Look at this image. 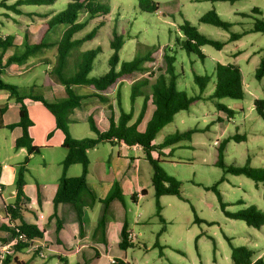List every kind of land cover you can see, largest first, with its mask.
<instances>
[{
    "label": "rangeland",
    "instance_id": "rangeland-1",
    "mask_svg": "<svg viewBox=\"0 0 264 264\" xmlns=\"http://www.w3.org/2000/svg\"><path fill=\"white\" fill-rule=\"evenodd\" d=\"M70 1L58 0L50 6H24L29 16L22 18L26 22L28 18L30 37L34 38L37 28L43 23V12L55 14L65 9ZM153 1L160 4L159 11L155 13L143 12L139 8V0H108L110 14L88 20L84 29L75 35L76 39L81 38L101 23L94 39L74 49L73 55L69 57V62L73 64L83 52L100 49L90 77H99L109 70L108 61L113 54L110 43L115 33L121 35L124 41L119 52L120 64L135 58H153L144 62L149 72L123 80L109 95L111 107L110 104H105L108 114L113 110L119 115L116 101L119 93L125 111L133 110L134 117L138 116L144 96L137 97L132 104V86L134 82L147 79L149 84L142 91L150 94L151 85L161 73L159 67L163 65V57L168 50L176 58L180 92L187 96L198 94L199 84L195 75H200L206 82L205 95L211 94L214 90L215 67L217 63H222L233 64L241 69L245 97L241 100L222 98L196 101L189 110L178 113L174 121L158 133L155 144H160L167 136L178 131L191 128L200 130L193 135L191 141L174 145L171 156L162 157V166L167 173L183 182L181 191L187 201L171 195L161 197L162 215L167 226L158 238L162 247L160 249L154 247L157 234L162 228L156 216L155 194L146 197L142 202L143 209H133L127 215L129 224L137 235L134 246L126 251L120 247L115 250L122 258L126 257L130 264H232V249L227 239L230 238L234 246L255 250V260L264 258V225L257 229L244 221L227 217L217 194L209 189L217 187L223 195L227 210L232 213L250 206L264 213L261 184L257 185L244 175L224 174L223 169L216 166L222 143L232 137L224 151L228 167L264 168V120L254 109V100L264 98V78H256V71L264 59V33L250 32L237 41L227 43L222 50L206 45L202 48L205 59L188 53L178 45V40H183L180 26L185 20L195 25L202 34L218 41H227L231 32L248 31L252 27L254 16L264 19V0H240L234 3L212 0ZM254 8H258L261 14L253 13ZM211 10H215L223 21L232 24V28L224 30L200 22L199 19ZM0 12L8 11L0 7ZM9 13L12 14L11 11ZM87 19L86 15L80 16L82 22ZM13 53L19 54L20 51L15 50ZM56 54V48H53L33 56L26 61L29 70L24 75H11L5 71L3 79L7 83L16 84L20 90L44 94L40 87L47 79L46 85L60 82L52 71L49 77H45V71L49 67L45 63L34 66L31 64L48 60L54 63L52 70ZM73 73L70 67L66 68L67 76ZM35 86L38 88L35 89ZM75 90L79 94L91 92L85 86ZM218 103L232 109L234 116L229 118L226 112L219 110ZM74 132L78 137H90L88 121L76 123ZM234 135L246 136V139H236L233 138ZM223 177L225 178L222 179ZM195 214L202 223L195 222ZM136 218L140 221L138 225L133 224ZM69 264L77 262L70 260Z\"/></svg>",
    "mask_w": 264,
    "mask_h": 264
},
{
    "label": "trees",
    "instance_id": "trees-1",
    "mask_svg": "<svg viewBox=\"0 0 264 264\" xmlns=\"http://www.w3.org/2000/svg\"><path fill=\"white\" fill-rule=\"evenodd\" d=\"M58 0H16L11 5H8L6 0L0 1V7L8 11H13L16 14L22 13L23 6H50ZM108 0H71L65 9L53 14H46L47 19L39 28L37 40L33 44L25 43L19 54L10 57L5 64L0 59V91H7L10 97L14 98L20 104L19 122L17 124L5 125L3 115L6 108H0V129H13L18 126L22 129V135L16 140L15 148H24L28 154H39L41 147L34 144V140L30 134V128L33 122L30 119L26 99L42 103L55 117L56 127L64 133L63 148L66 150V157L62 162V176L59 181L58 189L54 197V218L57 220V229L61 228V219L58 216V206L66 204L72 211L76 213L80 230H83L82 218L84 215V207H92L96 203H101L104 207V213L96 225L95 234L101 233L102 241H105L106 228V211L110 203L114 200H119L125 204V197L119 183H115L104 200H98L91 192L87 183V175L89 170L88 151L94 149L100 143L108 141L112 144L123 143L128 147L139 146L144 152V158L151 164L152 173V187L156 198V216L159 218L162 228L157 234V241L154 247L162 249L158 238L161 233L166 230L167 222L162 215L161 197L171 195L179 199L187 201L181 191L183 182L176 177L167 173L162 164L164 160L162 157L173 153V149L166 154L165 149L171 148L181 142H189L195 133L200 130L191 128L185 131H178L167 136L160 144H155L154 141L168 124L172 123L175 116L190 109L191 105L200 100L208 99H222L232 98L241 100L245 97L242 72L241 69L233 64L217 63L215 67V81L213 82L214 90L211 94L205 95L206 82L204 77L196 76V81L199 84V93L193 96H187L186 93L178 90L179 75L175 66L176 58L171 56L170 50L165 53L163 57V65L159 67L160 74L151 85V93L147 94L142 91V88L149 84V80H139L134 82L132 86L131 102L134 104L137 97L144 96L142 108L134 122V112H126L122 106L121 95L118 93L117 105L119 108V116L112 115L109 117L110 127L108 130L101 132L95 119L91 116L89 118L90 129L96 134L95 138L76 139L70 132L69 115L72 111L81 106V101L85 97L77 94L74 87L85 86L94 91V96L101 102L108 103L109 95L115 91L118 85L125 79H132L144 72H149V68L144 66L145 61L153 60L151 56L143 58H135L132 61L123 62L120 64L119 52L124 45L123 37L115 33L111 40L110 47L113 51L112 56L108 61L109 70L99 77H90V73L94 68V62L100 52V49L88 50L77 57L73 64L69 62V57L72 51L80 47L83 43L91 41L97 35L101 23H99L95 30L81 38L76 39L75 35L82 31L88 20L95 18L106 17L110 14V7ZM213 2H237L240 0H212ZM139 8L143 12L155 13L160 9V4L153 0H139ZM255 14H261L258 8L252 10ZM86 15V21H80V16ZM246 16V14H244ZM252 27L248 31L231 32L227 41H218L202 34L199 29L190 21L185 20L180 26V32L183 40H178V45L185 49L188 53L197 55L200 59H205L202 48L206 45L212 46L216 50H222L225 45L232 41L241 39L244 35L250 32L264 33V19L255 17ZM200 22L214 25L224 30H230L232 24L223 21L215 10H211L203 15ZM12 38L7 37L5 41L0 39V48L6 49L12 44ZM57 49L56 62L52 69V73L56 76L60 84L65 87L66 97L63 100L48 101L43 95L34 92L20 90L19 87L7 83L3 79L4 69L11 64H22L30 57L36 56L47 49ZM70 67L74 71L73 75L67 76L65 70ZM151 73V72H150ZM256 78L262 80L264 78V59L261 60L260 66L256 71ZM149 106H153V113L150 120L147 122L144 131L139 129L143 122ZM219 110L227 113L229 118L234 116V111L223 104L218 103ZM254 109L259 117L264 120V98L254 100ZM219 120H221L219 118ZM233 138L246 139V136L234 135ZM232 139L229 138L222 143L219 149V158L216 166L223 169L224 174L233 173L235 175H244L254 181L257 185H262V196L264 199V168H252L248 166L228 167L224 160V151L226 144ZM27 157L20 165L17 173V199L14 204L5 207L6 215L10 214L16 224V230L9 229V238L16 237L19 233L25 234L28 240H35L42 238L44 231L37 225L29 224L24 220L22 215L21 199L24 197L25 173L27 171V164L29 163ZM80 164L82 166V174L77 177H68L67 171L71 165ZM223 177L222 179H224ZM212 189L218 196L221 208L225 215L231 219L244 221L248 226L260 229L264 225V213L258 211L256 207L250 206L247 209L232 213L227 210V205L223 201V195L219 192L217 187ZM146 195V190L141 192ZM241 203V201L239 202ZM195 222L202 223L195 214ZM122 241L119 247L127 250L134 246L133 241L129 240V231L127 222L122 228ZM8 238V240H9ZM231 245V259L232 264H264L263 258L255 260L256 251L245 246H234L230 238H227ZM29 248V244L18 243L14 246V252L9 255L3 264L18 263L14 255L23 249ZM112 264H130L124 259H116Z\"/></svg>",
    "mask_w": 264,
    "mask_h": 264
},
{
    "label": "crops",
    "instance_id": "crops-1",
    "mask_svg": "<svg viewBox=\"0 0 264 264\" xmlns=\"http://www.w3.org/2000/svg\"><path fill=\"white\" fill-rule=\"evenodd\" d=\"M6 2L11 5L16 0H6ZM23 7L21 14H16L13 11L10 14L8 10L7 13L0 12V39L5 41L7 37L12 38L10 47L0 48V59L3 64L14 55L15 50L22 49L25 43H35L39 28L47 20L45 16L49 13L43 12L41 16L44 21L37 28L34 38H31L28 18H26L27 22L23 19L28 17L29 13ZM26 61L22 64H11L4 69V72L16 76L24 75L29 70V64ZM38 63H45L49 66L45 71V77H49L54 63L42 60L41 62L37 61V63L33 62L31 65L34 66ZM46 81L40 87L43 88L44 94H40L48 101L63 100L66 97L65 87L62 84L50 83L46 85ZM12 85L16 86V84ZM77 87H74V90ZM34 88L37 89L38 87L35 86ZM87 88L89 89V87ZM93 94L92 89L86 94L81 93L80 95L85 97L81 101V106L75 108L69 115L70 132L76 139L82 137L76 135L74 126L81 121H88L89 123L91 116L95 119L101 132L110 127L109 117L113 110L108 114L105 106V104H110V99L108 103L100 104L97 103L100 100ZM25 104L33 122L30 134L34 144L42 149L39 154L31 155L24 148L16 149L15 142L22 135V129L18 126L13 129H0V217L6 216L5 207L14 204L17 199L18 169L23 161L29 157L30 160L25 173L24 197L20 201L22 215L27 223L41 228L44 235L42 238L35 239V242L40 245L37 251L27 248L17 252L14 257L18 263L14 262L13 264H69L70 260H75L77 264H112V260L118 258L129 262L126 257L122 258L115 250L116 247L119 248L122 241L121 232L125 222H127L128 231L133 233L137 239L136 233L129 224L128 212L133 209H143L142 202L144 199L148 196H154L151 181L153 169L144 158L142 148L104 141L88 151L90 163L87 183L95 197L98 200H104L115 183H119L125 197V204L116 199L107 208L105 241H102L101 233L95 234L96 225L104 213V207L101 203H96L92 207H84L82 231L76 213L66 204H60L58 216L62 224L58 230L57 220L53 216L55 211L54 197L62 176V162L66 157V150L63 148L65 136L61 130L57 129L55 117L42 103L26 99ZM3 107L6 108L3 115L4 124H17L20 119V104L10 97L7 91H0V108ZM152 113L153 106H149L148 112L139 126L141 131L145 130ZM115 116L118 117L119 115L115 113ZM136 118L134 117L132 122ZM90 137H96L92 130ZM171 150L172 147L165 149L164 152L168 154ZM81 174L82 166L80 164H74L68 168V177H77ZM143 190H146V195L141 194ZM133 224H140L139 218L134 219ZM9 236L10 232L7 225L0 221V241H7ZM39 252L43 253L44 256L41 257Z\"/></svg>",
    "mask_w": 264,
    "mask_h": 264
},
{
    "label": "built area",
    "instance_id": "built-area-1",
    "mask_svg": "<svg viewBox=\"0 0 264 264\" xmlns=\"http://www.w3.org/2000/svg\"><path fill=\"white\" fill-rule=\"evenodd\" d=\"M0 221H3L7 227L11 230H16V224L12 219L10 214H7L4 218L0 217ZM135 239V235L129 232V240L133 241ZM18 243H26L29 244V249L37 251L40 248V245L35 242V240H28L25 234L19 233L16 237L9 238L7 241H0V264H3L4 260L12 255L14 252V246ZM41 257L44 256L43 253L39 252ZM115 260H112L111 263H114Z\"/></svg>",
    "mask_w": 264,
    "mask_h": 264
}]
</instances>
